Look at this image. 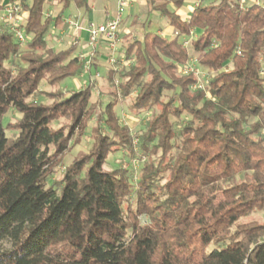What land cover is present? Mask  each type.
<instances>
[{"label":"clouds","instance_id":"9594fccd","mask_svg":"<svg viewBox=\"0 0 264 264\" xmlns=\"http://www.w3.org/2000/svg\"><path fill=\"white\" fill-rule=\"evenodd\" d=\"M68 2L76 10L75 0ZM54 6L55 0L52 5L43 0L41 14L55 15L46 11ZM89 8L98 18L93 41H103L100 51L110 57L98 63L117 75L109 81L97 73L89 86L69 70L65 80L75 87L47 100L61 105L49 127L62 131L67 145L59 153L54 145H38L47 161L43 167L67 184L64 178L77 165V178L86 181L98 163V174L123 182L119 223L100 245L120 264H205L214 259L213 251H228L215 246L218 238L226 245L244 242L251 252L257 242L246 234L254 225L264 226V0H89ZM32 11L31 3L25 9L16 0L3 17L26 25ZM148 33L164 43L149 40L145 50ZM135 40L139 46L125 59ZM70 46V39L60 45ZM161 82L170 87L160 88ZM44 88L57 91L56 85ZM108 103L112 127L101 120ZM246 106L249 111L242 112ZM233 131L239 136L230 142ZM213 132L220 133L214 141ZM104 137L109 148L101 156ZM222 218L230 222L204 244L201 229ZM25 242L0 234V258H12ZM40 251L59 254L51 251V241ZM74 259L85 264L81 253ZM96 259L90 256L87 264Z\"/></svg>","mask_w":264,"mask_h":264},{"label":"trees","instance_id":"16d2710c","mask_svg":"<svg viewBox=\"0 0 264 264\" xmlns=\"http://www.w3.org/2000/svg\"><path fill=\"white\" fill-rule=\"evenodd\" d=\"M63 1L64 8L68 7V0ZM42 2L30 0L32 15L27 24L22 25L28 39L24 47L16 40L14 33L4 30L0 22V234H6L17 243L26 241L19 253H13L12 258H0V264H78L74 253H81L85 264L90 256H96L95 264H120L113 260V252H103L100 245L101 237H110L114 226L119 223L117 200L125 190L123 182L114 180L109 174H98L95 171L98 163L90 170L86 181L77 178L81 167L77 165L76 170L64 178L67 184L52 180L54 176L49 175L43 167L47 161L44 154L39 153L38 145H54L59 153L66 147L67 141L62 131L53 132L49 127L61 105L43 103L46 97L59 96L60 93H43L39 89L40 84L45 81L48 85L57 86L65 80V76L71 75L69 70L76 76L83 75L85 66L79 55L64 63L69 55L77 52V45L63 49L48 45L52 28L63 21L61 13L55 18L41 14ZM20 3L25 9L30 4L29 0H20ZM75 4L86 12L91 10L89 0H75ZM149 40L153 45L164 43L158 36L148 33L145 35V50L148 49ZM256 42L259 44L262 41L258 38ZM139 44L138 40L128 44L126 59ZM94 65L97 64L94 63L92 67ZM92 67L88 73L92 72ZM116 75L115 71L109 69L107 79L111 81ZM92 85L89 83V86ZM165 86L170 87L165 82H161L159 87ZM228 87L226 83L220 91L224 92ZM151 92L150 89L149 94ZM10 107L21 114V119L13 125V129L18 131L14 138L7 137L6 129L10 126L5 128L3 125V118ZM112 108L113 104L108 103L101 114V120L108 127L114 124ZM240 110L249 111L247 106ZM233 135L239 136V133H230V142ZM211 136L214 141L220 137V133L213 132ZM108 148V138L104 137L100 141L101 156ZM233 191H225L223 195L229 196ZM228 222L229 219L222 218L214 227L201 229V241L210 243L222 225ZM30 232L31 237L28 235ZM263 237L264 226L257 224L250 228L246 238L257 242L251 252L244 242L233 241L226 245L223 238H218L215 246L227 247L228 251L224 254L213 251L211 256L214 259H207L205 264H243L245 255L248 256V264H264ZM49 241L51 251H58V255L40 251ZM139 264H144V261Z\"/></svg>","mask_w":264,"mask_h":264},{"label":"rangeland","instance_id":"374dc122","mask_svg":"<svg viewBox=\"0 0 264 264\" xmlns=\"http://www.w3.org/2000/svg\"><path fill=\"white\" fill-rule=\"evenodd\" d=\"M29 3H30V0H29ZM64 1L63 0H55V6L54 7H49L46 11L47 12H56L55 15H51L53 16L54 18L58 16L59 13L62 14V17L66 19L68 18H72L73 20H75V17L77 16L76 14H73L74 10H69L70 9V6L64 8ZM49 4L52 5L53 4V0H50L49 1ZM93 23H98V18H94L92 19ZM58 28L57 27H53L49 36H48V45L50 47H54L56 49H63L64 47H60V45H57L56 43L53 42V35L55 34V32H58ZM73 30L71 31V37H73ZM69 39L72 41V38H66V42L64 44H68L69 43ZM81 41H82V38H81ZM84 42V40H83ZM62 44V45H64ZM77 52H81L80 49L83 48V45L82 44H78L77 46ZM87 48L86 52L90 51L91 49L89 47H85ZM107 56L108 54L107 53H103V54H100V53H95V56L92 57V65L95 63L97 65H94V69H92V72L91 73H88L86 71H84L83 75H79L77 76L81 82L83 81H88V85L89 83H94L92 81V77L95 76L97 73H100V72H103V74L107 77V72L109 71V69L105 70L104 68H102V66L100 65V63H98V61H104V62H108L107 60ZM97 62V63H96ZM85 65V64H84ZM92 67V68H93ZM44 86H48V84L43 81L41 84H40V91H42L43 93H48V94H58L61 92V90L63 89H68V90H71L75 87V84L69 79V80H64L63 82H61L59 85H57V91L56 92H48V91H45V88ZM49 98V97H48ZM48 98L46 97V99L43 100V103H47V100ZM37 99H38V96H37ZM48 104V103H47ZM21 119V114L19 112H17V110H15V108L13 107H10V109L8 110V112L6 113V115L4 116L3 118V125L4 127L6 128L7 126H10L8 129H6V135L8 138H14L17 134H18V131L14 130V126L19 120ZM55 180V177L52 178V180ZM263 240H264V237H263Z\"/></svg>","mask_w":264,"mask_h":264},{"label":"built area","instance_id":"2783aa9c","mask_svg":"<svg viewBox=\"0 0 264 264\" xmlns=\"http://www.w3.org/2000/svg\"><path fill=\"white\" fill-rule=\"evenodd\" d=\"M16 0L12 1H8L6 2L5 0H0V22L2 23V27H4V30L8 31V32H12L15 34L16 36V40H18V42L20 43V45L22 47H24L27 43H28V39H26L24 30L22 28L23 23H20L19 26H17L16 24L13 23H6L3 17V13L5 12V10L7 9V6L9 4H15ZM20 3V0H19ZM20 6H22V4L20 3ZM50 16V15H47ZM66 23L69 26V28H71L73 31H75V35H73L72 37V41H71V45H77L80 44L81 38H80V33L85 31L87 33V39H86V43L87 46L91 49V53L86 54L84 52L79 54L80 59L83 61V63L85 64V71L89 72L91 70L92 67V57L95 56V53H97V51H99L101 45L104 43L103 41H101L99 38H97L95 41H93V30H94V25H96L97 23H93L90 22L88 23V25L86 27H83L80 23V20L75 19L73 20L72 18H68L66 19ZM19 33V34H18ZM105 33H102L101 35H103ZM110 57L109 55L107 56V60L109 61ZM126 59V58H125ZM121 63L119 57H117L116 61H115V65H119Z\"/></svg>","mask_w":264,"mask_h":264},{"label":"crops","instance_id":"0c3cea01","mask_svg":"<svg viewBox=\"0 0 264 264\" xmlns=\"http://www.w3.org/2000/svg\"><path fill=\"white\" fill-rule=\"evenodd\" d=\"M5 1L8 2L10 0H5ZM79 9L80 8L76 5V10H74L73 14H76L77 16L75 17V19L80 20L81 25L83 27H86L88 25V23L93 21L92 19H94L96 16L92 13L91 10L89 12H86L84 10L83 13H79ZM62 21L63 22L57 27L59 29L58 32H55V34L53 35V38H54L53 42L56 43L57 45L64 44L67 41L66 38H68V37L72 38L70 35L72 29L69 28V26L67 25L65 18L62 17ZM73 35H75V31L73 32ZM80 35H81L80 38H82V41H80V44H82L83 46L87 45V43H86L87 33L85 31H83L80 33ZM83 40H84V42H83ZM86 49L87 48L83 47V50L80 53H82V52H84L86 54L91 53V50L86 52L87 51ZM98 53L103 54V53H101L100 49H99V51H97V54Z\"/></svg>","mask_w":264,"mask_h":264}]
</instances>
